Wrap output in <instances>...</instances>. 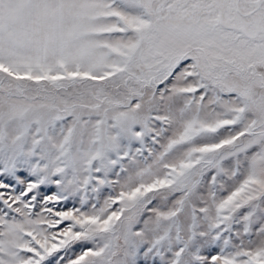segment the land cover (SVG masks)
Wrapping results in <instances>:
<instances>
[{
  "label": "snow or ice",
  "instance_id": "1",
  "mask_svg": "<svg viewBox=\"0 0 264 264\" xmlns=\"http://www.w3.org/2000/svg\"><path fill=\"white\" fill-rule=\"evenodd\" d=\"M0 264H264V0H0Z\"/></svg>",
  "mask_w": 264,
  "mask_h": 264
}]
</instances>
